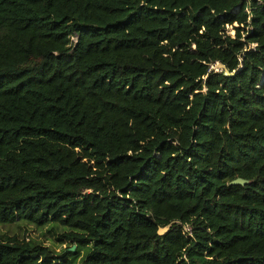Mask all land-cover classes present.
<instances>
[{"label": "trees", "instance_id": "1", "mask_svg": "<svg viewBox=\"0 0 264 264\" xmlns=\"http://www.w3.org/2000/svg\"><path fill=\"white\" fill-rule=\"evenodd\" d=\"M19 222L75 251L0 235V264H264V0H0Z\"/></svg>", "mask_w": 264, "mask_h": 264}, {"label": "rangeland", "instance_id": "2", "mask_svg": "<svg viewBox=\"0 0 264 264\" xmlns=\"http://www.w3.org/2000/svg\"><path fill=\"white\" fill-rule=\"evenodd\" d=\"M226 34L233 37V29L231 27L226 28ZM67 232V228L55 223H49L45 227H36L25 222L14 224L0 223V235L17 236L18 238L28 236L33 242L49 248L57 256L66 250L72 252L71 249L73 248L75 251V245L62 237ZM82 255L83 251L75 257L76 264H79V259Z\"/></svg>", "mask_w": 264, "mask_h": 264}, {"label": "water", "instance_id": "3", "mask_svg": "<svg viewBox=\"0 0 264 264\" xmlns=\"http://www.w3.org/2000/svg\"><path fill=\"white\" fill-rule=\"evenodd\" d=\"M213 69L216 70V71H218V70H223V71L225 72V76H226V77H231V76H233V75L235 74V72H234V73H229V72L225 69V67H224L223 65H221V64H217V65L215 66V68H213ZM248 184H249L248 181L243 180V179H240V178H237V179H235L234 181H232V182L229 183L230 186H246V185H248ZM167 229H168V227L163 228V229H159V230L157 231V235L162 236V235L167 231ZM71 251L73 252V251H74V248L71 249Z\"/></svg>", "mask_w": 264, "mask_h": 264}]
</instances>
